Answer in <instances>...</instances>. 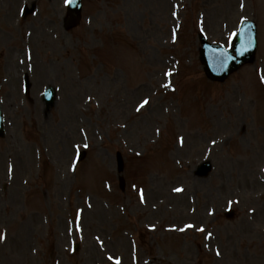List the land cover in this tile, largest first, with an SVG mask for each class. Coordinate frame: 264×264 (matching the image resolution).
<instances>
[{
    "label": "rangeland",
    "instance_id": "374dc122",
    "mask_svg": "<svg viewBox=\"0 0 264 264\" xmlns=\"http://www.w3.org/2000/svg\"><path fill=\"white\" fill-rule=\"evenodd\" d=\"M63 1L0 0V264H264V0H83L72 31ZM243 19L255 61L207 81L198 32Z\"/></svg>",
    "mask_w": 264,
    "mask_h": 264
},
{
    "label": "water",
    "instance_id": "95a60500",
    "mask_svg": "<svg viewBox=\"0 0 264 264\" xmlns=\"http://www.w3.org/2000/svg\"><path fill=\"white\" fill-rule=\"evenodd\" d=\"M77 7L74 8L76 13ZM240 27L239 34L235 37V47L229 52L217 49V46L208 45L204 40L201 41L202 49H200V61L209 77L222 81L240 65L253 60L252 57L255 51L254 26L251 23L243 22ZM233 52L236 54L235 57H231ZM0 135H2L1 129ZM117 158L119 167L117 169L121 171L122 162L119 157ZM206 172L207 164H203L197 173L203 175Z\"/></svg>",
    "mask_w": 264,
    "mask_h": 264
},
{
    "label": "snow or ice",
    "instance_id": "6c2138e0",
    "mask_svg": "<svg viewBox=\"0 0 264 264\" xmlns=\"http://www.w3.org/2000/svg\"><path fill=\"white\" fill-rule=\"evenodd\" d=\"M143 103H144V104H147L148 101L145 100ZM141 106H143V105H141ZM3 238H4L3 236H0V239H3Z\"/></svg>",
    "mask_w": 264,
    "mask_h": 264
}]
</instances>
